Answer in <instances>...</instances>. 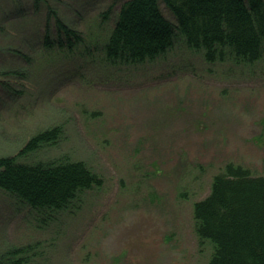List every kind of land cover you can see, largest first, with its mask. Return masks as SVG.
I'll list each match as a JSON object with an SVG mask.
<instances>
[{
    "label": "rangeland",
    "instance_id": "obj_1",
    "mask_svg": "<svg viewBox=\"0 0 264 264\" xmlns=\"http://www.w3.org/2000/svg\"><path fill=\"white\" fill-rule=\"evenodd\" d=\"M25 1L24 15L0 28V68L31 73L24 93L0 87V151L16 152L39 128L60 123L63 138L44 154L84 159L104 184L79 210L45 223L0 192V247L40 241L50 264H204L209 250L200 252L193 230L194 202L228 160L264 174V63L210 64L176 39L165 57L139 65L78 60L65 77L45 79L63 51L44 46L46 9ZM50 1L87 36L112 28L127 0Z\"/></svg>",
    "mask_w": 264,
    "mask_h": 264
},
{
    "label": "trees",
    "instance_id": "obj_2",
    "mask_svg": "<svg viewBox=\"0 0 264 264\" xmlns=\"http://www.w3.org/2000/svg\"><path fill=\"white\" fill-rule=\"evenodd\" d=\"M27 3L0 0V28L14 14L24 15ZM33 4L38 13L46 9L44 46L63 51L58 62L52 61L51 70L44 71L45 79L65 77L78 60L84 67L94 62L100 68L139 65L165 57L176 39L210 64L250 69L264 63V0H127L112 28L102 27L87 36L66 24L50 0ZM162 4L174 21L164 15ZM14 51L33 62L23 50ZM30 76L26 67H2L0 87L8 93H24ZM64 132L62 124L54 123L39 128L16 152L0 151V192L11 205L34 211L42 223L79 210L87 193L104 184V177L86 160L44 154ZM193 230L200 252L209 250L206 264H264V174L226 161L214 173L210 193L193 204ZM49 262L40 241L0 247V264Z\"/></svg>",
    "mask_w": 264,
    "mask_h": 264
}]
</instances>
